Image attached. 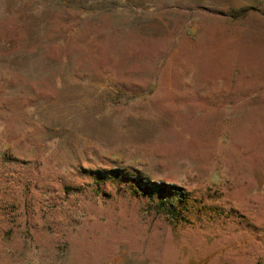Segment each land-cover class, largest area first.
Returning <instances> with one entry per match:
<instances>
[{
	"label": "rangeland",
	"instance_id": "374dc122",
	"mask_svg": "<svg viewBox=\"0 0 264 264\" xmlns=\"http://www.w3.org/2000/svg\"><path fill=\"white\" fill-rule=\"evenodd\" d=\"M0 264H264V0H0Z\"/></svg>",
	"mask_w": 264,
	"mask_h": 264
},
{
	"label": "trees",
	"instance_id": "16d2710c",
	"mask_svg": "<svg viewBox=\"0 0 264 264\" xmlns=\"http://www.w3.org/2000/svg\"><path fill=\"white\" fill-rule=\"evenodd\" d=\"M103 177V175H102ZM132 181L134 182V184L139 188H141L142 186H144L142 183L143 181L140 180V179H132ZM145 187L147 188V190L150 192V193H155V192H163V188L164 187H169V192H174V188L173 186H166L165 184L163 183H156V182H152V183H147L145 185ZM179 195V193H177Z\"/></svg>",
	"mask_w": 264,
	"mask_h": 264
}]
</instances>
